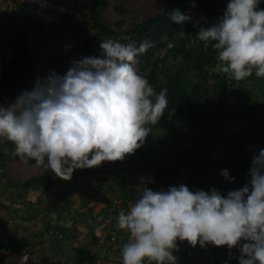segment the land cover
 <instances>
[{
    "label": "rangeland",
    "instance_id": "374dc122",
    "mask_svg": "<svg viewBox=\"0 0 264 264\" xmlns=\"http://www.w3.org/2000/svg\"><path fill=\"white\" fill-rule=\"evenodd\" d=\"M93 3L0 0V75L11 56L7 43L12 36L29 42L34 68L28 87L31 91L50 71L63 75L72 60L99 56L100 39L113 38L137 45V30L152 23L147 40L155 46L137 57L136 70L152 85H165L175 95L185 91L194 100L210 99V105L214 100L225 101L229 119L217 133L215 153L202 172L197 171L195 130L188 133L177 129L171 134L154 129L134 154L122 161H105L98 167L77 169L70 180L37 167L34 160H21L13 154L14 145L0 138V240L10 237L20 241L15 247L0 249V264H73L72 252L76 248L95 251V239L99 238L106 208L119 203L129 207L140 197L141 177L154 180L146 184L153 190L184 184L193 191L214 187L226 195L244 186L254 150L264 149V78L255 74L243 81L228 78L219 71L211 45L205 46L196 39L201 27L211 26L223 15L228 0H94ZM259 7L264 8V0ZM174 10L190 14L192 21L183 25L173 23L170 14ZM181 30L184 36L180 35ZM175 101L178 103V98ZM10 103L9 98L0 101L4 106ZM192 105L196 111L210 114L207 102ZM200 133L211 135L207 129ZM167 140L176 152L177 174L171 176L169 183L159 184L153 169L156 164L167 167L169 160L166 155L154 156V151H160ZM225 169L234 181L221 176ZM128 236L126 230H120L121 240L115 251L121 258L117 259L120 264H123L121 248ZM75 238L83 243H74ZM178 247L179 251L174 252L178 264H238L235 258H229L226 246L214 247L212 256L208 252L213 247L210 244L206 248L199 245L193 248L187 241H178ZM231 255L238 257V248L232 249Z\"/></svg>",
    "mask_w": 264,
    "mask_h": 264
},
{
    "label": "clouds",
    "instance_id": "9594fccd",
    "mask_svg": "<svg viewBox=\"0 0 264 264\" xmlns=\"http://www.w3.org/2000/svg\"><path fill=\"white\" fill-rule=\"evenodd\" d=\"M261 2L228 0L223 15L196 33L215 50L219 71L235 81L264 78ZM170 19L177 25L192 21L179 10ZM154 46L147 39L139 46L100 39L99 56L74 59L63 75L50 71L33 90L0 104V138L14 145L15 156L63 180L77 169L124 160L144 144L168 107V89L157 92L134 67ZM254 151L244 186L226 195L184 184L153 190L146 184L154 180L141 177L140 197L116 218V227L129 233L123 264H178V241L193 248L226 246L238 264H264V149ZM221 176L235 179L227 169ZM234 248L238 257L231 255Z\"/></svg>",
    "mask_w": 264,
    "mask_h": 264
},
{
    "label": "trees",
    "instance_id": "16d2710c",
    "mask_svg": "<svg viewBox=\"0 0 264 264\" xmlns=\"http://www.w3.org/2000/svg\"><path fill=\"white\" fill-rule=\"evenodd\" d=\"M89 4H94V0H86ZM184 1V0H183ZM175 2H182V0H175ZM170 6H173L172 4ZM156 19H151V22H155ZM154 25L149 23L147 27L137 30V46L145 39L149 38V33ZM11 50V56L8 61L4 63L1 69L0 75V101L7 98L13 102L22 92L28 91V87L34 76V68L31 62V50L29 42L26 38H19L12 36L7 43ZM157 92L162 88H166L165 85L157 84L153 85ZM176 94V93H175ZM168 91V107L165 110L164 116L159 121V124L154 126L152 130L161 128L168 133L173 134L177 129L187 131L195 130V137L198 139L196 144V152L198 155L197 171L202 172L210 163L212 155L215 153V139L217 133L221 131L224 125L229 119V114L226 112L225 101L214 100L210 105V99L200 101L199 99L191 98L189 93L181 91L178 95H175ZM178 98V103L175 99ZM203 105L207 102L210 105V114L205 111H196L193 103ZM209 130L211 135L209 137L203 135L201 130ZM172 142L170 140L164 141L161 145L160 151H154V156L166 155L168 156V166L163 167L156 164L153 173L155 180L159 184L169 183L171 176L176 175L175 157L176 152L172 151ZM20 241L8 237L0 240V249L11 246L15 247ZM213 247L208 249V252L212 256L214 253Z\"/></svg>",
    "mask_w": 264,
    "mask_h": 264
},
{
    "label": "built area",
    "instance_id": "2783aa9c",
    "mask_svg": "<svg viewBox=\"0 0 264 264\" xmlns=\"http://www.w3.org/2000/svg\"><path fill=\"white\" fill-rule=\"evenodd\" d=\"M121 209L127 210L128 205L119 203L106 208L102 228L99 231V242L101 246L97 252L98 257L108 256L111 253H115L118 248V243H120L121 237L120 229L116 227V218ZM109 217H111V223L107 222Z\"/></svg>",
    "mask_w": 264,
    "mask_h": 264
},
{
    "label": "crops",
    "instance_id": "0c3cea01",
    "mask_svg": "<svg viewBox=\"0 0 264 264\" xmlns=\"http://www.w3.org/2000/svg\"><path fill=\"white\" fill-rule=\"evenodd\" d=\"M83 238V236H82ZM79 239V238H78ZM77 238L73 239V242L76 243L77 241H82L80 243H83L82 239L78 240ZM91 240H89L90 242ZM82 244H79V247ZM100 242H99V238L95 239V246L93 247L95 251H89V249H87L86 247L84 248H76L75 250H73L72 254H73V264H86V262H96L97 264H120L117 259L119 258L121 260V258L119 257L118 254L115 253H111L108 256H102V257H98L97 252L100 249ZM87 249V250H86ZM77 260V261H76ZM76 261V262H74Z\"/></svg>",
    "mask_w": 264,
    "mask_h": 264
}]
</instances>
